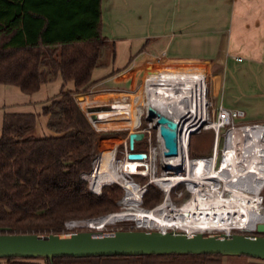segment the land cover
Returning a JSON list of instances; mask_svg holds the SVG:
<instances>
[{"label": "trees", "instance_id": "16d2710c", "mask_svg": "<svg viewBox=\"0 0 264 264\" xmlns=\"http://www.w3.org/2000/svg\"><path fill=\"white\" fill-rule=\"evenodd\" d=\"M107 43L102 34L100 0H0V84L15 85L25 93L37 91L57 75L64 83L74 84L73 90L61 88L42 108L53 135H34V113L3 115L0 235L78 231L66 229L65 222L119 211L122 187L103 185L95 194L82 175L92 170L99 141L120 132L96 129L76 99L92 84L91 72L102 65L100 58ZM109 45L113 51V45ZM142 140L133 141L132 151L140 152L135 150V143ZM161 199V190L148 182L140 195V206L151 208ZM222 256L231 255L3 259L4 264H220Z\"/></svg>", "mask_w": 264, "mask_h": 264}, {"label": "crops", "instance_id": "0c3cea01", "mask_svg": "<svg viewBox=\"0 0 264 264\" xmlns=\"http://www.w3.org/2000/svg\"><path fill=\"white\" fill-rule=\"evenodd\" d=\"M100 9L102 34L114 50L93 68L83 103L125 91L143 60L189 61L203 65L213 106L240 109L243 120L264 122V0H100ZM150 72L153 79L163 73ZM61 88L73 90L74 84L60 75L33 93L0 84V131L4 113H34L33 133L53 135L42 108Z\"/></svg>", "mask_w": 264, "mask_h": 264}, {"label": "bare ground", "instance_id": "6f19581e", "mask_svg": "<svg viewBox=\"0 0 264 264\" xmlns=\"http://www.w3.org/2000/svg\"><path fill=\"white\" fill-rule=\"evenodd\" d=\"M191 79L193 80V78ZM191 79H188L184 73L175 72L168 80L181 84H156L152 89L146 88L145 95L148 91L151 97L148 99L146 95L145 103L148 100L159 109L175 113L174 110L178 103L173 102L170 97L181 99V87L186 84L185 81H191ZM157 80L160 79H154V81ZM164 86L168 89H165ZM127 109L129 111V108ZM114 110L115 112L119 111L118 108ZM95 116L97 118L95 123L98 125L99 117L96 114ZM180 130L181 125L178 135ZM214 144L213 147L216 146L215 142ZM163 150L164 147L161 143L162 162L165 165L170 164L173 169L183 167L185 174L174 176L162 174L159 177L152 174L149 182L157 183L164 190H169L175 182L186 183L189 185L191 197L193 194L191 200L179 208L176 205L172 207L166 204L167 206H164L166 200L150 210L132 207L139 201L140 196L135 184L127 179V174H147V170L151 166L149 167V164L141 159H126L122 164L123 170H118L111 164L114 150L106 151L91 174L93 183L99 186L106 183V180L120 183L126 190V196L121 203L126 206L118 213L92 221L91 226L100 228L108 223H115L117 220L128 219L137 222L138 225L151 227L158 231H179L192 234L224 231L227 228L238 227L251 229L256 222L264 221V211H261L258 204L254 202L257 191L264 182V129L242 126L236 128V131L229 132L225 140L224 154L219 170L212 167L213 154L209 158L190 160L187 156L185 132L178 140L175 156L167 158L163 156ZM154 155L155 152L151 151L150 159H153ZM137 165L142 167H137ZM218 181H221L224 184L223 189L228 191L227 198L219 194Z\"/></svg>", "mask_w": 264, "mask_h": 264}, {"label": "water", "instance_id": "95a60500", "mask_svg": "<svg viewBox=\"0 0 264 264\" xmlns=\"http://www.w3.org/2000/svg\"><path fill=\"white\" fill-rule=\"evenodd\" d=\"M83 96L77 100H83ZM146 115L155 119L158 135L164 147L163 156L177 154L179 117L157 108L151 102L146 104ZM140 131L127 132V159H140L141 152L132 151L133 141L141 139ZM166 169H172L170 164ZM256 233L213 234L196 232L185 234L176 231L142 232L132 230L75 232L48 234L0 235V258L55 256H114L148 255L169 253H219L223 255H244L264 260V221L255 225Z\"/></svg>", "mask_w": 264, "mask_h": 264}, {"label": "rangeland", "instance_id": "374dc122", "mask_svg": "<svg viewBox=\"0 0 264 264\" xmlns=\"http://www.w3.org/2000/svg\"><path fill=\"white\" fill-rule=\"evenodd\" d=\"M106 47H108V48H106V51L103 52V54L100 58L101 62H105L107 60V53H109V48H110L109 43H107ZM142 63H143L144 67L141 69L140 72H135V74L130 79V81L125 85V88H126L125 91L123 90L122 93H120V94L118 93L117 95L113 96L114 97L113 99L112 98H106V99L103 98L100 100V99H96L97 97H93V100H98V102L97 101H88V103H83L85 101V99L77 100L78 103L82 104L81 108L87 114V116H92L93 114H96L99 117L97 126L101 128L100 130L120 132L118 134H113L109 137H104L99 141L98 151H97L96 157L94 158L93 163H92V170H95V168L97 166V162L103 156L104 152L110 151V150H114L113 159L111 162L112 167L113 168L116 167L115 169H118V170H123L122 164H123V162H125V147H124L125 145H124V143H126V145H127V132L129 131V129H132V130L134 129L132 127V125L136 122L137 115L139 114V109L143 110L142 104L146 100V95H147L148 99L151 97L150 93H148V91H146V95H145V93L143 92V89H142V80L146 74V71H157L160 69L164 70V69H169V68L170 69H172V68H191V67H194V65H196V64L202 65V64H199L196 62L166 61V60L157 59V58L143 60ZM194 71H197V70H193V72ZM213 71H216V66L214 67ZM185 72H189V71L188 70H182L180 72L176 71V73H185ZM161 77L162 76H160V78ZM154 79L156 80L159 78H154ZM169 82H171V81H169ZM180 84L181 83H177L174 85H180ZM154 85H156V84H154ZM89 93L90 92L88 89L87 92H85V94H80L79 96L85 97ZM153 96H154V93H153ZM134 97H135V101L133 100ZM147 103H148V100L145 104H147ZM120 104L123 106L120 107L119 106ZM113 105H118L119 107L115 106V108H114ZM117 108L119 109V111L115 112L114 109H117ZM127 108H129V111ZM240 121H241L240 123H237L235 125L236 126L240 125L243 122H245V123L253 122V121L243 120V119H241ZM47 126H48V124H47ZM48 128H49V126H48ZM136 128H148L149 129V137H145L144 141L142 140L139 143H135V150H139L140 152H144L147 154V156L145 157L143 162H147V164H149V167L150 166L151 167L147 170L148 173L146 175H143L145 173H135V174H142V175H135L134 173L130 174V175L127 174V179L134 182L135 185L137 184L138 186H141L143 183H145L148 180V178H150V175H152V174H154L158 177L162 176V174H166L169 176H174L177 174H185L183 167H179V168H175V169L172 168L169 170L165 168V164L162 162L161 156H160L161 142L157 136L156 127L152 124V118H149V117L145 118L144 117L143 111L140 114V124ZM226 131H227V128H224L222 130V132L219 131V133L217 134V137L215 136L216 134L214 133V131H212V129L211 130H208V129L199 130L198 132L192 133L189 136L187 156L189 158L194 157V159L195 158H197V159L198 158H207V157L209 158L212 155V149H213V145L215 142L216 143V146H215L216 150H215V155H214V167H216L220 158H221V151H220L221 150V144L223 143V152H222V157H223L224 148H225V140L227 138V134L229 132L236 131V128L232 129V130H228L227 132ZM123 132H125V133H123ZM34 135L40 136L37 134H34ZM42 135H44V134H42ZM151 151L155 152L153 159H150V157H149ZM127 152H128V149H127ZM167 158H169V157H167ZM170 158H172V157H170ZM221 161H222V159L220 160V163H221ZM220 168H221V166H219V168L218 169L216 168V169L219 170ZM91 171L89 173H91ZM150 183L153 184L154 186H156L157 188H159L157 183H155V182H150ZM108 184H117L120 187H122L123 191H124L121 198H119V200L117 201V204H119V206H120L119 211L110 212L111 214H115V213H118L125 208L126 205H124L121 202L123 201L124 197L126 196V193H125L124 187L120 183L111 182V183H107L104 185H108ZM185 185H186V187L189 188L188 184L182 183V182H180L177 186H175V188H173L169 193V201L170 202L166 201L164 206H167V205L172 206V205H169V203H172V204L178 206V208H179L180 204L184 200L188 199L187 201L189 202L191 200V198L193 197V194L191 197L189 192L185 189ZM223 188H224V184L221 181H218L217 182V189L221 192V195L224 198H227L228 195L226 194L225 191L222 190ZM189 190H190V188H189ZM258 195H260L262 198V201L258 205V207L261 211H264V185L258 190ZM160 204H162V201ZM132 207H138V206H137V204H135V205H132ZM155 207L156 206H154L152 208H142V207L141 208L145 209V210H150V209H153ZM110 213L108 212L104 215H107ZM104 215H101V216H104ZM101 216H98V217H101ZM93 218H97V217H93ZM153 229L154 228H151V227L145 228L144 225L141 226V225H138L137 222L125 219V220H117L115 223H108L104 227L97 229V231L132 230V231L146 232V231H150ZM70 230H73V229H70ZM82 230H85V229H79L78 231H82ZM175 230H177V229H175ZM74 231H77V230H73L70 232H74ZM244 233H256V232L255 231H245ZM261 234H264V232H262ZM220 258H221L220 264H264V260H261V259L259 260V259L253 258V257L244 256V255L222 256ZM0 259L3 260V258H0Z\"/></svg>", "mask_w": 264, "mask_h": 264}, {"label": "built area", "instance_id": "2783aa9c", "mask_svg": "<svg viewBox=\"0 0 264 264\" xmlns=\"http://www.w3.org/2000/svg\"><path fill=\"white\" fill-rule=\"evenodd\" d=\"M194 67H195L194 69H187L189 72L184 73V75L188 79L193 78V80L191 79V81H185L186 84L181 87L182 88L181 93H180V94H182L181 99H178L177 97H174V96L170 97V99H172L173 102L178 103V106L174 110L175 111L174 114H176L179 117L178 129L181 125V130L179 132V135L177 134V149H178V140L180 138H182L183 132H185V135H186L187 148H188L189 136L194 132H198L199 130L212 129V131H214V133L216 134L215 136L217 137L218 130L221 127L227 128V131L230 129H235L237 127H241V126H252V127L264 129V122H257V121H253L250 123L243 122L242 124L236 126L235 124L240 123L241 122L240 120L243 117V111L242 110H240V109H228V108L223 107L220 104L213 106L210 103L209 98H208L207 78H206V74H205V69L202 65H197V64L194 65ZM174 69H177V68H172L170 70H161L163 73L160 75H162L163 78L161 77V78H159L160 80H157V81H164L163 83L168 84L169 83L168 79L170 78V76H172V74H175V72L173 71ZM193 70H197V71L193 72ZM168 71H172V72H168ZM151 74L152 73L150 71H146V74L143 77L142 89H143L144 93H145L146 88L152 89L154 84H155L153 82L154 80H153V78H152L153 76H151ZM155 76H154V78H155ZM165 89H168V88L165 87ZM174 91H177V90H174ZM175 99H177V100H175ZM133 100L135 101V97ZM142 105H143V110L139 109V114L137 115L136 122L132 125V127L134 128L133 129L134 131L142 132V134H143L142 137L145 138V137H149V129L148 128H136L140 124V114L142 111L144 112V117L145 118L147 117L145 102H143ZM115 106H118V105H113L114 108H115ZM119 106L122 107L123 105L120 104ZM88 117H89L91 123L93 124V126L97 129L98 126L95 123V120L97 118H96L95 114H93L92 116H88ZM152 124L156 127L154 118H152ZM156 131H157V127H156ZM157 136H158L160 142L162 143V141L158 135V132H157ZM124 145H125L124 147H125V160H126L127 159V156H126L127 155V145H126V143H124ZM215 150H216V147H213V149H212V154H213L212 167H214ZM220 151H221V158H220V160H221L222 159V152H223V143L221 144V150ZM141 153H143V156L140 159L144 160L145 156H147V154L144 152H141ZM193 159H194V157L190 158V160H193ZM127 160H129V159H127ZM220 160L216 166L217 169L220 166ZM137 167H142V166L137 165ZM92 172H93V170L89 174L88 173L83 174L82 177L85 181H87L89 190L92 193L99 194L101 192V187L104 184L111 183L112 181H108V182L106 181V183H104L100 186L95 185L93 183V180L91 177ZM135 175H142V174H135ZM143 175H146V174H143ZM150 179H151V177L148 178V180L145 183H143L141 186H138L137 184L135 185L137 190L139 191V196L144 191L145 185H146V183H148L150 181ZM179 183L180 182L173 183L169 190H164L160 185L157 184L158 187L160 188L161 192H162V200H161L162 203L165 200L169 201L170 191L173 188H175V186H177ZM263 185H264V182L262 183V186ZM185 189L191 195V191L186 187V185H185ZM222 190L225 191L226 194L228 195L227 190H224V189H222ZM125 192H126V190H125ZM219 194H221V192ZM187 200L188 199L184 200L180 204V206L182 204H184ZM261 201H262V198L260 195H258V191H257V195L254 199V202L259 205L261 203ZM160 203H158L154 206H157ZM136 204L138 205L139 208H141V206H139L140 205V199ZM169 205L175 206L172 203H169ZM110 214H107V215H104L101 217H97V218H85V219L69 220V221L65 222V227L68 230H70V229L97 230V229H100L101 227L100 228L93 227L90 225L91 222L94 220L103 218V217H108ZM258 222H261V221H258ZM258 222H256V223H258ZM256 223L252 226L251 229H241V227H238V228H227L224 231H217V232L206 231V232L207 233H213V234L223 233L226 236H229L233 233H244L245 231H254Z\"/></svg>", "mask_w": 264, "mask_h": 264}]
</instances>
